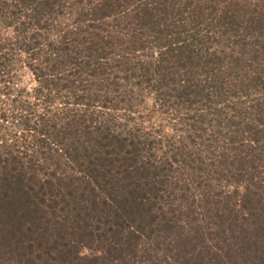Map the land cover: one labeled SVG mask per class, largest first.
Here are the masks:
<instances>
[{
    "label": "trees",
    "instance_id": "trees-1",
    "mask_svg": "<svg viewBox=\"0 0 264 264\" xmlns=\"http://www.w3.org/2000/svg\"><path fill=\"white\" fill-rule=\"evenodd\" d=\"M0 264H264V0H0Z\"/></svg>",
    "mask_w": 264,
    "mask_h": 264
},
{
    "label": "rangeland",
    "instance_id": "rangeland-1",
    "mask_svg": "<svg viewBox=\"0 0 264 264\" xmlns=\"http://www.w3.org/2000/svg\"><path fill=\"white\" fill-rule=\"evenodd\" d=\"M24 80H25V82L29 85V83H30V77H29V76H26V77L24 78Z\"/></svg>",
    "mask_w": 264,
    "mask_h": 264
}]
</instances>
